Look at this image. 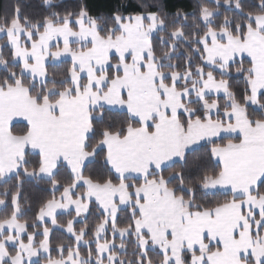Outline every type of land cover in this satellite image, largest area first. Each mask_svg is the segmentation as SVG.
Returning a JSON list of instances; mask_svg holds the SVG:
<instances>
[{"label":"snow or ice","instance_id":"snow-or-ice-1","mask_svg":"<svg viewBox=\"0 0 264 264\" xmlns=\"http://www.w3.org/2000/svg\"><path fill=\"white\" fill-rule=\"evenodd\" d=\"M41 6L0 11V264H264V0Z\"/></svg>","mask_w":264,"mask_h":264},{"label":"trees","instance_id":"trees-1","mask_svg":"<svg viewBox=\"0 0 264 264\" xmlns=\"http://www.w3.org/2000/svg\"><path fill=\"white\" fill-rule=\"evenodd\" d=\"M20 2L25 6L24 11L28 14L32 15H41L46 10L41 6V0H20ZM80 2V0H65V4L68 6H75ZM121 3H127L130 5V7L136 6V0H120ZM170 5H174L175 8H184L185 10H190V5L195 3V0H168ZM251 3L252 0H249ZM9 3V0H0V11L4 9V7L7 6ZM87 3L92 10L93 14L97 13H107L110 8L115 7L117 0H87ZM169 11H173L174 9L170 7L168 9ZM63 67V65H61ZM234 87L237 88H243V82L242 81H233ZM94 167L93 165H90L89 168L91 169ZM43 183L37 185L34 182L25 183L24 187V193L29 198V200L35 205V203L45 195H47L45 192L42 191V189L45 187ZM61 220L65 219V217L61 216ZM56 238L63 239L64 237L61 235L60 232H57Z\"/></svg>","mask_w":264,"mask_h":264}]
</instances>
